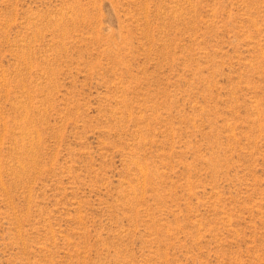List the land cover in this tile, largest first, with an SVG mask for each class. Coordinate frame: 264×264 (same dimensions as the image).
I'll return each mask as SVG.
<instances>
[{
    "label": "rangeland",
    "instance_id": "374dc122",
    "mask_svg": "<svg viewBox=\"0 0 264 264\" xmlns=\"http://www.w3.org/2000/svg\"><path fill=\"white\" fill-rule=\"evenodd\" d=\"M0 264H264V0H0Z\"/></svg>",
    "mask_w": 264,
    "mask_h": 264
}]
</instances>
